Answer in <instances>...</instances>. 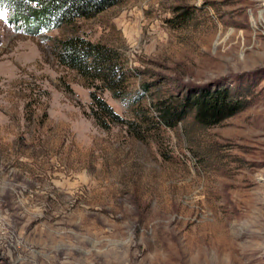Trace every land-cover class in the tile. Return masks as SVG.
Masks as SVG:
<instances>
[{
    "label": "rangeland",
    "instance_id": "rangeland-1",
    "mask_svg": "<svg viewBox=\"0 0 264 264\" xmlns=\"http://www.w3.org/2000/svg\"><path fill=\"white\" fill-rule=\"evenodd\" d=\"M8 9L0 264H264V0H121L51 31ZM75 34L120 53L119 96L61 62ZM208 84L247 106L160 121L163 100Z\"/></svg>",
    "mask_w": 264,
    "mask_h": 264
},
{
    "label": "trees",
    "instance_id": "trees-1",
    "mask_svg": "<svg viewBox=\"0 0 264 264\" xmlns=\"http://www.w3.org/2000/svg\"><path fill=\"white\" fill-rule=\"evenodd\" d=\"M9 7L10 18L19 17L27 26L38 24L51 31L73 25L78 19L92 18L121 0H0ZM29 26V27H30ZM30 28H27L29 31ZM49 38V37H48ZM61 62L82 73L86 78L102 80L104 88L114 90L119 96L125 87L127 74L124 61L116 50L99 43H93L81 36L72 35L57 41ZM121 88V89H120ZM228 86L204 85L195 90H187L178 104L163 100L158 106L160 121L169 128L176 127L187 116L193 114L194 121L202 127L218 124L244 109L248 101L238 96ZM93 104L100 112L98 118L109 115L119 119L114 109L94 93ZM172 99V97H170ZM100 113V114H99ZM103 117V118H104Z\"/></svg>",
    "mask_w": 264,
    "mask_h": 264
}]
</instances>
